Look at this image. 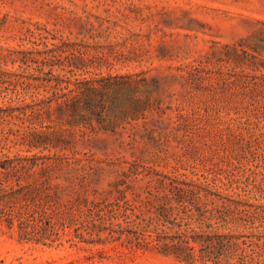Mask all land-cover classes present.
Instances as JSON below:
<instances>
[{
	"label": "rangeland",
	"instance_id": "rangeland-1",
	"mask_svg": "<svg viewBox=\"0 0 264 264\" xmlns=\"http://www.w3.org/2000/svg\"><path fill=\"white\" fill-rule=\"evenodd\" d=\"M24 156L44 241L1 226L0 264H186L129 240L170 179L264 233V0H0V159Z\"/></svg>",
	"mask_w": 264,
	"mask_h": 264
},
{
	"label": "trees",
	"instance_id": "trees-1",
	"mask_svg": "<svg viewBox=\"0 0 264 264\" xmlns=\"http://www.w3.org/2000/svg\"><path fill=\"white\" fill-rule=\"evenodd\" d=\"M39 159L35 156L0 159V227L12 229L15 225L20 240L44 241L37 224L47 219L41 206L47 201L43 186L50 168L36 169ZM158 183L156 192L154 186L146 190L148 201L153 203L151 209L131 220L135 229L128 231L133 236L129 240L135 245L156 249L186 264H264L263 232L223 231L233 223L232 199L217 194L221 204L208 208L213 200L203 199L200 191L213 194L210 190L175 179ZM92 206L97 208L98 217L104 219V214H100L104 206ZM256 219L254 213H248L238 220L245 227L256 229ZM122 233L109 228L108 237L118 239ZM75 237L87 243L107 240V236Z\"/></svg>",
	"mask_w": 264,
	"mask_h": 264
}]
</instances>
